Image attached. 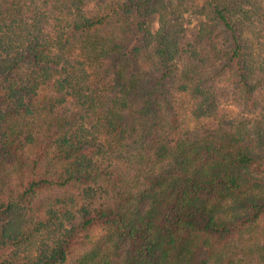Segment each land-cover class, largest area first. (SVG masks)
I'll list each match as a JSON object with an SVG mask.
<instances>
[{
  "label": "trees",
  "instance_id": "obj_1",
  "mask_svg": "<svg viewBox=\"0 0 264 264\" xmlns=\"http://www.w3.org/2000/svg\"><path fill=\"white\" fill-rule=\"evenodd\" d=\"M0 264H264V0H0Z\"/></svg>",
  "mask_w": 264,
  "mask_h": 264
},
{
  "label": "rangeland",
  "instance_id": "obj_2",
  "mask_svg": "<svg viewBox=\"0 0 264 264\" xmlns=\"http://www.w3.org/2000/svg\"><path fill=\"white\" fill-rule=\"evenodd\" d=\"M194 21L192 22V25H193Z\"/></svg>",
  "mask_w": 264,
  "mask_h": 264
}]
</instances>
